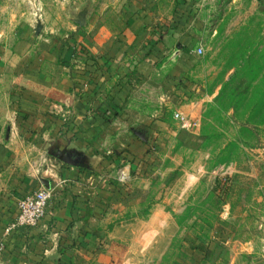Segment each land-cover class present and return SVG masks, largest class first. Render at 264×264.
Returning a JSON list of instances; mask_svg holds the SVG:
<instances>
[{"label": "crops", "instance_id": "1", "mask_svg": "<svg viewBox=\"0 0 264 264\" xmlns=\"http://www.w3.org/2000/svg\"><path fill=\"white\" fill-rule=\"evenodd\" d=\"M118 1V33L80 31L58 41L25 25L15 41H0V241L20 199L40 187L54 192L38 226L7 237L0 264H111V223L138 185L168 173L164 162L177 153L174 113L202 115L201 97L181 99L189 75L200 79L190 27L207 7ZM153 92L161 110L146 104ZM177 178L187 188L201 183L199 170ZM201 245L188 242L191 258L178 264H201ZM233 247L230 264H264L261 242Z\"/></svg>", "mask_w": 264, "mask_h": 264}, {"label": "rangeland", "instance_id": "2", "mask_svg": "<svg viewBox=\"0 0 264 264\" xmlns=\"http://www.w3.org/2000/svg\"><path fill=\"white\" fill-rule=\"evenodd\" d=\"M200 2L207 7L203 22L190 27L194 45L205 47L203 55L193 54L200 79L189 75L181 100L201 97L202 115L191 117L190 129L176 122L168 173L138 185L111 223V264H178L191 258L184 247L192 241L202 244L201 264H230L239 252L234 243L248 239L264 247V102L257 104L264 88V0ZM121 7L118 0H0V41H15L25 25L58 41L80 31L111 35L123 27ZM166 102L162 111L170 116ZM146 104L161 110L154 92ZM185 168L199 170L201 183L182 185L177 177Z\"/></svg>", "mask_w": 264, "mask_h": 264}, {"label": "built area", "instance_id": "3", "mask_svg": "<svg viewBox=\"0 0 264 264\" xmlns=\"http://www.w3.org/2000/svg\"><path fill=\"white\" fill-rule=\"evenodd\" d=\"M194 52L195 54L203 55L205 53V47L200 44ZM174 118L183 129H190L193 126L191 118L180 111L174 113ZM122 174L126 177L124 173ZM53 197L54 192L52 189L40 187L19 200L17 215L6 226L4 237L0 241V251L4 250L6 239L13 231L19 228H33L41 223L50 209V203Z\"/></svg>", "mask_w": 264, "mask_h": 264}, {"label": "trees", "instance_id": "4", "mask_svg": "<svg viewBox=\"0 0 264 264\" xmlns=\"http://www.w3.org/2000/svg\"><path fill=\"white\" fill-rule=\"evenodd\" d=\"M244 94L246 95V98H247V97H249L252 94V92L249 91V90L248 91L246 90V92ZM259 95L262 97V99L259 102H257V104L258 103L260 104V103L264 102V88H262L261 90H259ZM248 100H249V102H251V99L250 98H248Z\"/></svg>", "mask_w": 264, "mask_h": 264}]
</instances>
